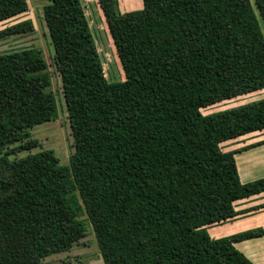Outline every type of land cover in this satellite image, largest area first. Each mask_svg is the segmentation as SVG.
<instances>
[{
  "label": "trees",
  "instance_id": "16d2710c",
  "mask_svg": "<svg viewBox=\"0 0 264 264\" xmlns=\"http://www.w3.org/2000/svg\"><path fill=\"white\" fill-rule=\"evenodd\" d=\"M120 12L97 0L124 80L108 82L81 0H48L43 17L73 139L68 165L30 130L58 116L38 50L0 54V264H41L92 227L103 264H252L212 239L235 202L264 192L242 184L222 144L264 130V98L204 115L264 90V0H141ZM28 11L0 0V23ZM23 20L0 39L33 31Z\"/></svg>",
  "mask_w": 264,
  "mask_h": 264
},
{
  "label": "rangeland",
  "instance_id": "374dc122",
  "mask_svg": "<svg viewBox=\"0 0 264 264\" xmlns=\"http://www.w3.org/2000/svg\"><path fill=\"white\" fill-rule=\"evenodd\" d=\"M81 1L90 22L91 31L96 42V48L99 52L106 80L108 82L123 81L124 74L117 59L113 42L107 32L97 0ZM27 2L28 11L21 16L0 23V31L7 26L27 19L32 21L34 26L33 31L0 39V54L24 49H35L40 52L47 63V71L51 81L49 91L55 97L58 116L55 120L38 125L30 130L31 138L39 142L37 148L30 152L26 151L22 153H10L11 151H8L10 154L9 158H20L26 156L28 153H37L50 149L58 156L60 164L66 166L69 164V158L74 152V147L70 125L67 119L61 77L54 65V51L43 17V7L48 4V0H27ZM116 3L117 9L120 12L138 10L142 7L141 0H116ZM262 98H264V90L215 104L202 109L201 112L204 115H208ZM222 148L224 149L225 146L222 145ZM81 220L86 225L85 238L75 243L68 251L43 259L41 264H103L92 227L88 223L85 214L81 216Z\"/></svg>",
  "mask_w": 264,
  "mask_h": 264
},
{
  "label": "crops",
  "instance_id": "0c3cea01",
  "mask_svg": "<svg viewBox=\"0 0 264 264\" xmlns=\"http://www.w3.org/2000/svg\"><path fill=\"white\" fill-rule=\"evenodd\" d=\"M222 145L225 146L223 151L235 152L234 158L242 184L264 178V130L227 141ZM234 205L239 214L237 217L207 228L212 239L229 237L253 229H264V192L237 201ZM234 246L252 264H264V236L241 241Z\"/></svg>",
  "mask_w": 264,
  "mask_h": 264
},
{
  "label": "bare ground",
  "instance_id": "6f19581e",
  "mask_svg": "<svg viewBox=\"0 0 264 264\" xmlns=\"http://www.w3.org/2000/svg\"><path fill=\"white\" fill-rule=\"evenodd\" d=\"M127 4V3H126Z\"/></svg>",
  "mask_w": 264,
  "mask_h": 264
}]
</instances>
